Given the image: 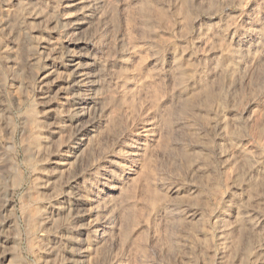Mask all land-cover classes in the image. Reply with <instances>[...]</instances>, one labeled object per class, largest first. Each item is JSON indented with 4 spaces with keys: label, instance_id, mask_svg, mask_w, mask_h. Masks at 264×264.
I'll use <instances>...</instances> for the list:
<instances>
[{
    "label": "rangeland",
    "instance_id": "1",
    "mask_svg": "<svg viewBox=\"0 0 264 264\" xmlns=\"http://www.w3.org/2000/svg\"><path fill=\"white\" fill-rule=\"evenodd\" d=\"M68 4L0 0V264H249L264 253V0ZM75 62L88 91L73 85ZM81 92L95 96L80 119L96 128L97 159L63 166L81 141ZM234 139L248 151L238 163ZM77 187L87 199L70 211ZM238 198L263 231L236 232Z\"/></svg>",
    "mask_w": 264,
    "mask_h": 264
},
{
    "label": "bare ground",
    "instance_id": "2",
    "mask_svg": "<svg viewBox=\"0 0 264 264\" xmlns=\"http://www.w3.org/2000/svg\"><path fill=\"white\" fill-rule=\"evenodd\" d=\"M88 1L89 0H69V6H71V7H75L76 9L75 10H80V11H83L84 9H86V7H87V5H88ZM106 1V0H105ZM103 3H104V1H103ZM106 5V4H105ZM100 6V5H99ZM228 8V7H227ZM68 9V8H67ZM77 10V11H78ZM79 11V12H80ZM86 12H88V11H86ZM263 13V12H262ZM89 15V14H88ZM86 17H87V15H86ZM93 17V16H92ZM84 18V17H83ZM83 20H85V19H83ZM77 27H81V25L82 24H84V23H86V22H83V21H81V20H75L74 22H73ZM104 24V23H103ZM249 25V24H248ZM250 26V25H249ZM248 27V26H247ZM83 28V27H82ZM201 28V27H200ZM231 30V29H230ZM214 31V30H213ZM243 31V30H242ZM238 33V32H237ZM255 33V32H254ZM207 38V37H206ZM253 39V38H252ZM213 40V39H212ZM254 40V39H253ZM226 41V40H225ZM86 42V41H85ZM244 42H246V41H244ZM89 45V44H88ZM80 47V46H79ZM82 48V47H81ZM251 49V48H250ZM229 48H227L224 52H223V54H224V59L227 61V59L229 58V54L230 53H228L229 51ZM218 52V51H217ZM197 57V56H196ZM87 59V58H86ZM249 60V59H248ZM72 61V60H71ZM80 61V60H79ZM84 61V60H83ZM223 61V60H222ZM82 62V61H81ZM204 62V61H203ZM211 62V61H210ZM208 64V63H207ZM73 65V75H74V80H73V85H77V86H79V87H81V88H83L84 90L86 89L87 91L91 88V86L92 87H94V83H92L91 81L89 82V80H88V78L86 77V74H85V72H82V68H81V65H80V63L79 62H75V63H73L72 64ZM92 65V64H91ZM219 66H222V65H219ZM230 66L231 65H228V67H226V69H229L230 70ZM248 66V65H247ZM85 67V66H84ZM83 67V68H84ZM92 67V66H91ZM94 67V66H93ZM218 67V66H217ZM71 69V68H70ZM85 69V68H84ZM91 69V68H90ZM198 69V68H197ZM91 70H93V68L91 69ZM90 70V71H91ZM95 70V69H94ZM223 70V69H222ZM85 71V70H84ZM89 70H88V72H90ZM201 71V70H200ZM227 71V70H226ZM249 72V71H248ZM92 73V72H91ZM94 73V72H93ZM218 73V72H217ZM72 75V76H73ZM85 75V76H84ZM91 76V75H90ZM96 76H97V74H96ZM213 76V75H212ZM92 77V76H91ZM99 77V76H98ZM217 77V76H216ZM241 77V76H240ZM210 78V77H209ZM94 79V78H93ZM100 79V78H99ZM72 80V79H71ZM69 82V81H68ZM70 83V82H69ZM100 83V82H99ZM235 83V82H234ZM56 85H59V84H56ZM106 85V84H105ZM77 88V87H76ZM105 88V87H104ZM79 89V88H78ZM96 89V88H95ZM81 90V89H80ZM84 90H82V91H84ZM79 91V90H78ZM86 91V92H87ZM93 92V91H92ZM60 95V94H59ZM61 96V95H60ZM75 97V96H74ZM181 97V96H180ZM108 98V97H107ZM115 101V100H114ZM90 102H92V103H95L96 101H95V96H93V95H88V94H85L84 92H81V93H79L77 96H76V99H74V111H73V119H71V120H74L75 119V121H72V124L73 123H76V126H77V128H76V132L77 133H82L81 134V137H80V142H77V143H75V144H73V145H71L70 146V149L68 150V151H66L67 153L64 155V157L61 159L62 160V163L61 164H63V166L65 165H67V164H69V163H72V161H73V164L75 165V167H76V164H78V163H80L82 160H83V158H87L86 160H87V163H86V165H89V164H91V163H93L96 159H97V157L94 155V153H95V150H96V146H97V140H93V139H91V137H93L94 136V134L95 133H92V132H95V130H96V128H95V126L93 125V123H91V122H81V119L80 118H82L83 116V110H84V105L86 106L88 103H90ZM186 102V101H185ZM198 102V101H197ZM68 103V102H67ZM66 104V103H65ZM69 105V104H68ZM187 105V104H186ZM260 105V104H259ZM64 106V105H63ZM185 106V103L183 102L182 103V105H181V108H183ZM69 107V106H68ZM93 108V107H92ZM195 109V108H194ZM263 109V108H262ZM260 110V109H259ZM93 111V110H92ZM85 112H86V110H85ZM240 112V111H239ZM250 114V113H249ZM233 116V115H232ZM228 117V116H227ZM253 117V116H252ZM221 118V117H220ZM231 119V118H230ZM85 121V120H84ZM191 121V120H190ZM117 122V121H116ZM234 122V121H233ZM235 123H239V122H235ZM71 124V123H70ZM232 125V124H231ZM238 125V124H237ZM101 127V126H100ZM74 128V127H73ZM236 128H237V126H236ZM235 128V129H236ZM95 129V130H94ZM238 129V128H237ZM102 133V132H101ZM216 138V137H215ZM235 138V137H234ZM105 139V138H104ZM227 141V140H226ZM228 144V143H227ZM230 144H232V146L234 147L232 150H231V152H230V158H229V161L230 162H236V163H238V162H240V159H241V156L244 154H246L247 155V153H248V151L246 150V149H243V150H241V149H238L237 147L239 146V144H240V141H236V139H234V140H231V143ZM230 147V146H229ZM240 147V146H239ZM66 148V147H65ZM64 148V149H65ZM101 148V147H100ZM109 149V148H108ZM231 149V148H230ZM228 151V150H227ZM62 152V151H61ZM62 153H64V152H62ZM227 154V153H226ZM246 158H250V157H247V156H245L244 157V159H246ZM259 158V157H258ZM254 159V158H253ZM242 160V159H241ZM247 160V159H246ZM252 161V160H251ZM255 161L257 162L258 160L257 159H255ZM262 161V160H261ZM242 162V161H241ZM244 162V161H243ZM84 163V162H83ZM105 163V162H104ZM259 163V162H258ZM231 164V163H230ZM241 164V163H240ZM246 164V163H245ZM244 164V165H245ZM252 164H253V161H252ZM257 164V163H256ZM255 164V165H256ZM58 165V164H57ZM93 165V164H92ZM197 165V164H196ZM199 165V164H198ZM239 165V164H238ZM237 166V165H236ZM242 166V165H241ZM251 166V165H250ZM259 166V165H258ZM247 167V166H246ZM261 167V166H260ZM61 168V167H60ZM258 168V167H257ZM197 169V168H196ZM245 169V168H244ZM259 169V168H258ZM253 170H254V167H253ZM256 170V169H255ZM101 171V170H100ZM259 172H261V171H259ZM263 172V171H262ZM105 173V172H104ZM251 173H253V171L251 172ZM254 173H256V171L254 172ZM262 174V173H261ZM256 175V174H255ZM104 176V175H103ZM237 176H238V174H237ZM248 176V175H247ZM260 176V175H259ZM80 177V176H79ZM100 179V178H99ZM259 180V179H258ZM235 182V181H234ZM119 184V183H118ZM121 184V183H120ZM244 184V183H243ZM93 185V184H92ZM115 185V184H114ZM238 185V184H237ZM243 187H244V185H242ZM253 186V185H252ZM76 187V186H75ZM83 187V186H82ZM85 187V186H84ZM89 187V186H88ZM93 187V186H92ZM109 187H111L112 188V186H109ZM185 187V186H184ZM94 188V187H93ZM235 188V187H234ZM244 188H246V187H244ZM243 188V189H244ZM113 189V188H112ZM182 189V188H181ZM242 189V190H243ZM96 190V189H95ZM176 190V189H175ZM183 190V189H182ZM185 191V190H184ZM193 191V190H192ZM84 192H86V189L85 190H83V188H81V187H77V189H76V191L74 192L75 194L72 196L73 197V201H72V204H71V206L68 208V209H70V211H76L77 209H78V207H76L77 205H80V203H84L85 201H86V199H87V197L84 195ZM102 192V191H101ZM186 192V191H185ZM238 192V191H237ZM246 192V191H245ZM179 193H180V191H179ZM191 193V192H190ZM108 194V193H107ZM247 194V193H246ZM245 194V195H246ZM94 198V197H93ZM122 198V197H121ZM120 198V199H121ZM237 198V197H236ZM241 198H242V196H241ZM241 198H238L237 199V202L239 203V204H237V212H235V217L237 218H235L236 219V221L234 222L235 223V225H236V232L239 230L240 231V234H241V230L243 231L244 229H246L245 227H247L248 228V230L250 231V235L253 233V232H255V231H259V229H261V223L260 222H258L257 220H254V217H253V215H255V214H253V212H251L250 210H248L247 209V207H246V205L243 203L244 201H243V199L245 198H243V199H241ZM252 198V197H251ZM72 199V198H71ZM119 199V200H120ZM258 199V198H257ZM218 200V199H217ZM91 203H92V201H90ZM119 202V201H118ZM63 203V202H62ZM68 204V203H67ZM97 204V203H96ZM89 205V204H88ZM183 205V204H182ZM96 206V205H95ZM99 206V205H98ZM119 206V205H118ZM224 206V205H223ZM81 207V206H80ZM94 207V206H93ZM185 207H187L186 205H185ZM77 208V209H76ZM100 208V207H99ZM188 208V207H187ZM228 208V207H227ZM174 209V208H173ZM86 210V209H85ZM92 210H94V209H92ZM184 210V209H183ZM97 211H99V210H97ZM112 211V210H111ZM121 211V210H120ZM169 211H171V210H169ZM91 212V211H90ZM225 212V211H224ZM75 213V212H74ZM73 213V214H74ZM94 213H95V211H94ZM106 213V212H105ZM111 213L112 212H110V215H111ZM61 214H62V212H61ZM75 215H78V216H82L83 214L81 213V214H79L78 212H76L75 213ZM194 215V214H193ZM199 215V214H198ZM230 215V214H229ZM85 216V215H84ZM171 216V215H170ZM221 216V215H220ZM256 216V215H255ZM102 217V216H101ZM184 217V216H183ZM212 217V216H211ZM80 218V217H79ZM180 218V217H179ZM186 218V217H185ZM188 219V218H187ZM213 219V218H212ZM256 219V218H255ZM77 220V219H76ZM225 221V220H224ZM105 222V221H104ZM111 222V221H110ZM76 223V222H75ZM107 223H109V222H107ZM106 223V224H107ZM96 224V223H95ZM188 226V225H187ZM201 226V225H200ZM223 226V225H222ZM232 226H234V225H232ZM228 227V226H227ZM183 228V227H182ZM230 228V227H229ZM113 229V228H112ZM234 229V228H233ZM182 230V229H181ZM217 230V229H216ZM222 230V229H221ZM225 230V229H224ZM235 230H233V231H235ZM104 231V230H103ZM214 231V230H213ZM219 231H220V229H219ZM260 231H263V230H260ZM259 231V232H260ZM264 232V231H263ZM262 232V233H263ZM222 233V232H221ZM232 233V232H231ZM246 233V232H245ZM261 233V234H262ZM239 234V235H240ZM201 235V234H200ZM243 235H245V234H243ZM249 235V236H250ZM113 236V235H112ZM119 236V235H118ZM183 236V235H182ZM239 238H240V236H238ZM93 238V237H92ZM228 238V237H227ZM234 238H236L235 237V234H234ZM247 238V237H246ZM82 239V238H81ZM223 239V238H222ZM70 240H72V238L70 239ZM180 240V239H179ZM182 240V239H181ZM180 240V241H181ZM234 240V239H233ZM196 241V240H195ZM71 242V241H70ZM75 243V242H74ZM110 243V242H109ZM253 243V242H252ZM263 243V242H262ZM183 244H184V242H183ZM199 244V243H198ZM228 244V243H227ZM93 245V244H92ZM110 245V244H109ZM185 245V244H184ZM220 245V244H219ZM242 245V244H241ZM240 245V246H241ZM247 245V244H246ZM105 246V245H104ZM113 246V245H112ZM233 246H234V244H233ZM86 247H87V245H86ZM245 247V246H244ZM81 248V247H80ZM225 248V247H224ZM261 248H264V247H261ZM94 249V248H93ZM210 249V248H209ZM101 250H102V248H101ZM261 250V249H260ZM219 251V250H218ZM234 251V250H233ZM258 251V250H257ZM264 251V250H263ZM212 252V251H211ZM231 252V251H230ZM261 252H262V250H261ZM84 253V252H83ZM88 253V252H87ZM232 253H234V252H232ZM78 254V253H77ZM226 254V253H225ZM262 254H264L263 252H262ZM262 254H257V255H255V256H253L252 258H251V260H250V262H249V264H258L260 261H258L259 259L260 260H262L263 259V262H264V255L262 256ZM210 255V254H209ZM210 256H212V255H210ZM225 257V256H224ZM227 257V256H226ZM244 257V256H243ZM247 257V256H246ZM84 258V257H83ZM218 258V257H217ZM237 258V257H236ZM235 258V259H236ZM241 258V257H240ZM186 259H188V258H186ZM249 259V258H248ZM83 260V259H82ZM189 260V259H188ZM213 261V260H212ZM228 261H230V260H228ZM258 261V262H257ZM226 262V261H225ZM233 262V261H232ZM236 262V261H235ZM234 262V263H235ZM239 262V261H238ZM238 262H237V264H238ZM228 263H230V262H228ZM70 264V263H69ZM225 264V263H224ZM236 264V263H235ZM260 264H264V263H260Z\"/></svg>",
    "mask_w": 264,
    "mask_h": 264
}]
</instances>
